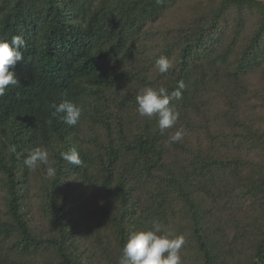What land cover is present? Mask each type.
Wrapping results in <instances>:
<instances>
[{
	"label": "trees",
	"instance_id": "1",
	"mask_svg": "<svg viewBox=\"0 0 264 264\" xmlns=\"http://www.w3.org/2000/svg\"><path fill=\"white\" fill-rule=\"evenodd\" d=\"M15 35L26 46L0 96V264H117L153 220L184 236L182 264H264L263 2L0 0V38ZM179 81V119L161 134L136 95ZM64 100L82 109L75 126L52 115ZM36 147L54 177L24 165ZM72 147L79 167L61 158Z\"/></svg>",
	"mask_w": 264,
	"mask_h": 264
},
{
	"label": "clouds",
	"instance_id": "2",
	"mask_svg": "<svg viewBox=\"0 0 264 264\" xmlns=\"http://www.w3.org/2000/svg\"><path fill=\"white\" fill-rule=\"evenodd\" d=\"M25 46L26 42L21 35L12 36L10 40L0 38V96H4L9 85L15 86L19 83L14 69L18 62L24 60L21 49ZM154 67L159 73L166 74L174 65L167 57L160 56L156 59ZM184 88L183 81H179L177 88L171 93L165 87H144L135 98L137 114L140 117H156L158 130L164 134L165 130L173 128L179 119V112L171 101L181 100ZM51 107L54 109L53 117L62 113L60 119L69 126H75L80 120L82 109L71 101L64 100L58 105L53 103ZM184 135V129L178 128L168 136L167 143H178ZM61 158L78 167L83 164L75 147L61 152ZM23 163L29 169H35L39 165L48 166L49 153L46 149L36 147L29 151ZM55 174L56 169L51 166L46 168L48 177H54ZM184 244L183 235L172 237L171 233H163L162 225L153 220L151 230L129 233L121 250L122 255L117 258V264H182L180 252Z\"/></svg>",
	"mask_w": 264,
	"mask_h": 264
},
{
	"label": "rangeland",
	"instance_id": "3",
	"mask_svg": "<svg viewBox=\"0 0 264 264\" xmlns=\"http://www.w3.org/2000/svg\"><path fill=\"white\" fill-rule=\"evenodd\" d=\"M259 1H261V2H263V3H264V0H259Z\"/></svg>",
	"mask_w": 264,
	"mask_h": 264
},
{
	"label": "built area",
	"instance_id": "4",
	"mask_svg": "<svg viewBox=\"0 0 264 264\" xmlns=\"http://www.w3.org/2000/svg\"><path fill=\"white\" fill-rule=\"evenodd\" d=\"M255 1H259V0H255Z\"/></svg>",
	"mask_w": 264,
	"mask_h": 264
}]
</instances>
